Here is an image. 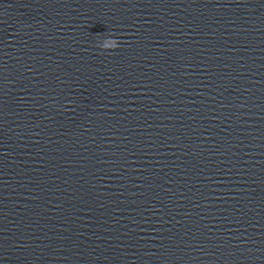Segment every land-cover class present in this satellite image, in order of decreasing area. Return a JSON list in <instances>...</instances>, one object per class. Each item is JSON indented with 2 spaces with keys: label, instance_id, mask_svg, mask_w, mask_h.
<instances>
[{
  "label": "water",
  "instance_id": "obj_1",
  "mask_svg": "<svg viewBox=\"0 0 264 264\" xmlns=\"http://www.w3.org/2000/svg\"><path fill=\"white\" fill-rule=\"evenodd\" d=\"M0 264H264V0H0Z\"/></svg>",
  "mask_w": 264,
  "mask_h": 264
},
{
  "label": "clouds",
  "instance_id": "obj_2",
  "mask_svg": "<svg viewBox=\"0 0 264 264\" xmlns=\"http://www.w3.org/2000/svg\"><path fill=\"white\" fill-rule=\"evenodd\" d=\"M112 36H114V34H112ZM112 36H109L108 38H105L104 40H107V41H112L113 42V45L112 46H107V45H103L100 43L98 45V47H100L101 49L107 51V50H115L117 48H119L121 45H120V41L116 38H112ZM103 40V41H104ZM115 42H118V43H115Z\"/></svg>",
  "mask_w": 264,
  "mask_h": 264
}]
</instances>
